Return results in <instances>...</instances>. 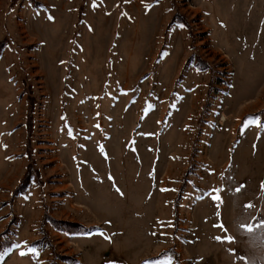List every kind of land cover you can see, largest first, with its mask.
<instances>
[{
  "label": "rangeland",
  "instance_id": "374dc122",
  "mask_svg": "<svg viewBox=\"0 0 264 264\" xmlns=\"http://www.w3.org/2000/svg\"><path fill=\"white\" fill-rule=\"evenodd\" d=\"M34 1L0 0V264H264V0Z\"/></svg>",
  "mask_w": 264,
  "mask_h": 264
},
{
  "label": "snow or ice",
  "instance_id": "6c2138e0",
  "mask_svg": "<svg viewBox=\"0 0 264 264\" xmlns=\"http://www.w3.org/2000/svg\"><path fill=\"white\" fill-rule=\"evenodd\" d=\"M49 19H52V17H49ZM180 27L181 28H183L184 27V25H180ZM260 126H264V125H260ZM97 127H99V125H97ZM68 134L71 136L72 135V130L69 128V130H68ZM101 151L103 152V148L101 147ZM110 179H111V177H109ZM261 187H262V189H264V184H262L261 185ZM117 191L119 192V189L117 188ZM213 199H215V200H219V197L218 196H215V197H213ZM247 207H254V205H248ZM221 227H222V225H221ZM246 227V230L248 231V232H252V231H254V228H253V226H251V225H246L245 226ZM256 227H258V228H261V229H264V220H261L257 225H256ZM102 234V233H101ZM103 235V234H102ZM107 238V237H106ZM217 239H219V238H217ZM231 240H232V238L231 237H229L228 238V241L229 242H231ZM17 247H19V245H17ZM32 251H35V249H32ZM25 253H21V255H24ZM164 264H171V260H169V261H167V262H164Z\"/></svg>",
  "mask_w": 264,
  "mask_h": 264
},
{
  "label": "trees",
  "instance_id": "16d2710c",
  "mask_svg": "<svg viewBox=\"0 0 264 264\" xmlns=\"http://www.w3.org/2000/svg\"><path fill=\"white\" fill-rule=\"evenodd\" d=\"M32 1L34 2V5H35V6L42 5L41 3L37 2V1H34V0H32ZM172 22H173V21H172ZM192 57H193V56H189L188 59H187V61H192V59H191ZM202 64H203V63H202ZM203 65H204V64H203ZM195 66H197L198 68H203L202 65L199 64V63H197V62L195 63ZM31 109H32V106H31V104H29L28 107H27V113H28V118H29V119L31 118V113H30V112H32ZM254 115H256V114H253V115H250V116L253 117ZM25 177H27V176L25 175ZM25 177H24L23 179H25ZM86 230H88V229H86ZM44 244H46V243H44ZM44 244L41 243L40 240H38V241H34V242H33V245H34V246H37V245H42V246H43Z\"/></svg>",
  "mask_w": 264,
  "mask_h": 264
},
{
  "label": "bare ground",
  "instance_id": "6f19581e",
  "mask_svg": "<svg viewBox=\"0 0 264 264\" xmlns=\"http://www.w3.org/2000/svg\"><path fill=\"white\" fill-rule=\"evenodd\" d=\"M225 118H224V116H223V120H224Z\"/></svg>",
  "mask_w": 264,
  "mask_h": 264
}]
</instances>
